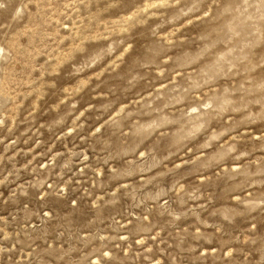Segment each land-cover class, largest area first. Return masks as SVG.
I'll return each mask as SVG.
<instances>
[{
    "label": "rangeland",
    "instance_id": "rangeland-1",
    "mask_svg": "<svg viewBox=\"0 0 264 264\" xmlns=\"http://www.w3.org/2000/svg\"><path fill=\"white\" fill-rule=\"evenodd\" d=\"M0 264H264V0H0Z\"/></svg>",
    "mask_w": 264,
    "mask_h": 264
}]
</instances>
